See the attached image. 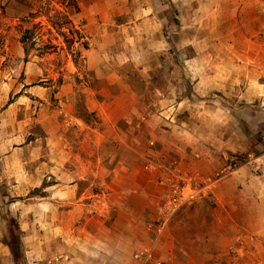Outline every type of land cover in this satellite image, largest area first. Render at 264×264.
Listing matches in <instances>:
<instances>
[{
    "label": "rangeland",
    "instance_id": "rangeland-1",
    "mask_svg": "<svg viewBox=\"0 0 264 264\" xmlns=\"http://www.w3.org/2000/svg\"><path fill=\"white\" fill-rule=\"evenodd\" d=\"M75 2L77 7L72 0H0V180L7 183L0 184V264H63L50 248H61L66 228L59 227L54 238L48 217L57 215L65 222L69 206L75 207L79 225L89 222L93 232L108 233L116 222L133 221L137 216L135 233L151 245L138 247L139 264H194L193 258L184 260L181 250L195 253L199 247L220 256L216 264H264L263 228L252 221L235 228L228 220L212 224L203 218L216 217L215 211L206 212L217 205L205 189L212 184L210 180L244 165L250 175L264 174V101H235L229 103L232 118L202 119L189 118L181 110L160 114L167 107L155 99L154 113L159 115L154 117L151 132L145 127L132 132L125 117L117 119L118 127L114 121L103 123L88 109L90 90L104 95L122 90L101 84L98 75L85 68V52L92 42L85 38L83 26L87 13L97 9L113 12L118 0ZM174 50L171 47L170 60L178 62ZM116 70L121 68L106 62L101 73ZM122 70L138 89L145 88L132 66ZM124 102L129 105L128 99ZM187 123L193 128L189 133L180 129L187 128ZM185 144H239V150L229 153L227 164L210 172V166L197 161L202 157L200 151L188 159ZM120 160L124 166L118 165ZM179 176L192 180L194 196L166 219L162 207ZM121 187L138 190L123 198L132 212L120 213L115 208L121 199L115 188ZM74 192L76 197H71ZM7 194L19 200L7 205ZM84 203L91 204L92 213L83 212ZM52 205L58 206L55 214L50 212ZM8 208L22 230L24 250L15 254L7 245L10 234H18L9 229ZM199 236L211 237L212 246L194 244ZM40 241L47 255L34 260L39 257L35 246ZM169 248L175 252L171 260L156 258Z\"/></svg>",
    "mask_w": 264,
    "mask_h": 264
},
{
    "label": "crops",
    "instance_id": "crops-1",
    "mask_svg": "<svg viewBox=\"0 0 264 264\" xmlns=\"http://www.w3.org/2000/svg\"><path fill=\"white\" fill-rule=\"evenodd\" d=\"M175 16L180 25L175 23ZM86 17L83 31L92 43L85 52V68L95 72L101 84L121 86L122 90L120 93L108 91L105 95L90 90L88 109L101 117L103 123L114 121L113 125L118 127L117 119L125 117L133 127L132 132L141 127L151 132L154 117L159 115L154 113L155 99L167 107L160 114L172 115L181 110L189 118L202 119L232 118L233 107L229 103L235 101H264V0H169L167 4L164 0H118L113 12L97 9ZM173 46L178 62L170 60ZM106 62H113L121 70L103 75L102 66ZM127 65L133 67L145 88L138 89L135 81L123 72ZM126 99L129 105L124 102ZM187 125L180 129L189 133L193 128L190 123ZM185 145L189 150L188 159L200 151L202 157L197 161L210 166V172L227 164L229 153L239 150V144ZM118 165L124 166L125 162L120 160ZM248 169L246 165L241 166L205 186L210 198H216L217 205L206 210L215 211L216 217L211 220L205 215L204 222L220 224L228 220L236 228L252 221L264 229V174L250 175ZM115 190L121 196L116 210L132 212L123 198L135 195L138 190L123 187ZM93 195L106 198L101 193ZM74 196L75 192L71 194ZM90 206L84 203L83 212L92 213ZM57 210L58 206H50L52 214ZM193 210L196 212L198 207ZM66 211L69 216L65 222L57 215L48 217L54 238L59 227L66 228L61 248H50L55 258H62L63 264H93L94 260H97L95 264H139L140 260L135 257L138 247L151 246L145 236L135 233L137 216L133 221L116 222L115 228L106 233L102 229L91 231L89 222L79 225L75 207L69 206ZM193 242L211 247L213 239L199 236ZM44 250V242L40 241L35 246L39 257L33 259H43L47 255ZM181 251L184 260L193 258L194 264H216L220 257L212 249L206 251L201 247L195 253L185 248ZM174 255L169 248L161 250L156 258L168 261Z\"/></svg>",
    "mask_w": 264,
    "mask_h": 264
},
{
    "label": "built area",
    "instance_id": "built-area-1",
    "mask_svg": "<svg viewBox=\"0 0 264 264\" xmlns=\"http://www.w3.org/2000/svg\"><path fill=\"white\" fill-rule=\"evenodd\" d=\"M191 186L192 180L184 176H179L176 182L172 184L166 205L162 207V213L166 219L174 216L192 199L194 193L190 191Z\"/></svg>",
    "mask_w": 264,
    "mask_h": 264
},
{
    "label": "trees",
    "instance_id": "trees-1",
    "mask_svg": "<svg viewBox=\"0 0 264 264\" xmlns=\"http://www.w3.org/2000/svg\"><path fill=\"white\" fill-rule=\"evenodd\" d=\"M73 3L75 4V0H72ZM76 6V4H75ZM77 7V6H76ZM67 17V16H66ZM174 21L177 25H180V21L179 19H177V17L175 16L174 17ZM66 22H70V20L66 21ZM29 31L26 32L25 36L23 37V42L26 41V37L28 35ZM79 39H81L82 37L81 36H78ZM75 41H72V44L74 43ZM0 184L5 186L7 185V183L5 182V179L2 178V180H0ZM36 193V192H35ZM10 194H7V196H9ZM17 200L19 199H16L15 197H12V196H9V199L7 201V205L13 203V202H16ZM7 216L9 217V229L12 233V230H15L16 232H18V234H10V241L7 242V245L11 248L12 252L15 254L16 251H20V250H24V246H23V242H22V238H21V234H22V230L20 228V225L19 223L17 222V220L14 218V216L12 215L10 209L8 208L7 210Z\"/></svg>",
    "mask_w": 264,
    "mask_h": 264
}]
</instances>
